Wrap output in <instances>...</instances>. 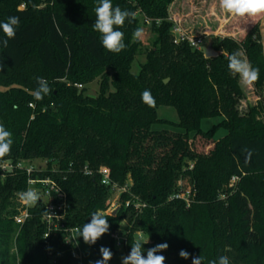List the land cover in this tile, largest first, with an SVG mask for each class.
<instances>
[{
  "label": "trees",
  "instance_id": "trees-1",
  "mask_svg": "<svg viewBox=\"0 0 264 264\" xmlns=\"http://www.w3.org/2000/svg\"><path fill=\"white\" fill-rule=\"evenodd\" d=\"M176 1L112 0L136 13L135 20L119 28L127 47L114 54L102 47L93 29L98 0H0V22L20 18L15 38L7 47L0 45V124L14 141L0 162H48L47 171L30 177L20 170L0 171V264H52L43 244L44 204L30 210L24 225L14 220L19 193L28 189L29 180L56 183L70 205L66 225L81 229L91 213L109 209L113 196L100 182L101 169L109 171L114 184L128 187L121 199L131 205L116 216L105 215L110 229L95 245L78 237L82 262L64 254L57 264H94L101 259V246L113 253L108 264H121L138 234L145 241L149 237L145 250L169 245L158 253L166 257L165 264H192L199 255L204 264L221 255L231 264H264L263 16L233 24V31L248 30L242 40L212 39L210 45L221 55L207 59L205 50L174 43L170 8ZM139 15L154 40L135 74L143 53L142 41L132 37L142 27ZM236 50L259 69L253 89L260 100L255 104L248 103L239 77L228 70L223 53ZM36 77L52 89L43 100L32 94ZM96 81L98 96L86 95V87ZM145 89L155 97L154 107L142 102ZM160 107L174 108L179 123L159 120ZM207 120L220 122L205 132ZM156 124L182 132L154 130ZM221 130L225 134L216 139ZM201 141L207 153L195 150ZM86 167L92 177L84 175ZM234 177L239 181L231 185ZM185 179L195 194L189 204L177 198ZM137 204L146 208L139 210ZM117 230L128 234L126 252H118L111 239ZM182 249L188 259L179 256Z\"/></svg>",
  "mask_w": 264,
  "mask_h": 264
},
{
  "label": "clouds",
  "instance_id": "clouds-1",
  "mask_svg": "<svg viewBox=\"0 0 264 264\" xmlns=\"http://www.w3.org/2000/svg\"><path fill=\"white\" fill-rule=\"evenodd\" d=\"M220 9L231 16L237 18H254L264 16V0H219ZM136 13L127 9H122L119 5L114 6L112 0H98L95 7L94 31L100 34L102 47L110 53L119 54L127 45L125 43L124 33L119 30L123 27L125 21H133ZM20 18L18 16H9L6 21L0 22V30L3 31L7 39L0 41V45L7 47L8 40L14 39L16 29L19 27ZM180 31V29H178ZM145 36L144 29L137 27L133 34V40L142 41ZM227 55L228 70L231 74L238 76L243 86L251 87L259 79V69L253 67L244 53L236 50ZM38 87L33 91L35 100H43L46 95L52 92L48 82L43 77H36ZM141 100L149 107L155 106V97L149 89L141 93ZM13 134L7 130L3 124H0V159L11 153L13 145ZM19 200L28 207L35 206L41 200V194L34 188H28L19 193ZM90 222L85 223L81 229H78V237H82L83 242L89 246L95 245L97 241L109 232L110 225L105 217L103 210H97L91 213ZM149 242V237L145 241L143 237L136 239L131 243L129 254L121 257V264H165L166 257L158 253L167 250V243H159L154 247L145 250L144 245ZM147 252L146 256L144 255ZM101 259L96 260L94 264H108L113 258L110 248L101 246L99 249ZM179 256L182 259H188L190 254L186 250H180ZM192 264H204L202 255L193 256ZM208 264H231L228 256L221 255L218 259L208 261Z\"/></svg>",
  "mask_w": 264,
  "mask_h": 264
},
{
  "label": "built area",
  "instance_id": "built-area-1",
  "mask_svg": "<svg viewBox=\"0 0 264 264\" xmlns=\"http://www.w3.org/2000/svg\"><path fill=\"white\" fill-rule=\"evenodd\" d=\"M178 29H180V31H178ZM172 35L176 45L187 43L194 50H206V48L204 49L205 40L203 38L191 37L178 24H175L172 30ZM76 87L81 88L79 85H76ZM30 107L33 108V105H30ZM24 164L25 162L18 163L17 165H14V163L11 161L0 162V171H2L4 174H10L15 170H20L26 172V174L30 177L34 171L24 168ZM97 173L100 177L101 184L104 187L111 189L113 196L109 209L104 215L113 216V214L115 212L118 213L122 207H130L131 201L124 204L121 199L122 195L129 192L128 187H119L114 184L110 177L109 171L106 169H101ZM84 175L87 177H92L94 172L86 167L84 169ZM238 181L239 178L234 177L231 180V185L237 184ZM28 186H34L38 189L41 194V200L38 203H43L46 209V214L42 219L46 226V232L43 236V244L51 263L57 264L58 257L64 254H69L74 260L82 262L83 255L77 236L78 229L70 228L66 225L67 216L70 210L67 195L61 190L59 186H57L56 183L51 180H29ZM182 195L184 194L177 196V198L185 200ZM185 201L188 204L190 203V200ZM36 205L33 207H28L20 201V208L14 219L15 222L18 225H24L31 217L30 210L36 207ZM136 207L139 210L146 208L145 205L140 204H137ZM140 237L143 236L138 234V239ZM111 239L113 240L115 248L118 252H126L128 244V234L126 232L123 230H117L112 234Z\"/></svg>",
  "mask_w": 264,
  "mask_h": 264
},
{
  "label": "rangeland",
  "instance_id": "rangeland-1",
  "mask_svg": "<svg viewBox=\"0 0 264 264\" xmlns=\"http://www.w3.org/2000/svg\"><path fill=\"white\" fill-rule=\"evenodd\" d=\"M170 16L176 24L182 27L191 37H201L205 40V46H210L212 39L214 38H225L232 36L231 38L236 40H242L246 28L242 27L238 30H231L233 24H236L243 18H237L229 14L224 13L219 7V0H177L174 5L170 8ZM140 24L144 29L145 36L142 40V55L137 57V60L134 64L133 72L138 74L142 64L146 62V53L152 48L154 34L150 32L149 28L144 25V18L138 16ZM246 34V33H245ZM247 98L251 97V89L244 86ZM83 87L79 88L82 90ZM86 95L90 97H97L99 94V81L92 83L86 87ZM249 104H252L251 101H248ZM159 120L169 122L170 124H178L179 117L174 108L171 107H160L158 112ZM220 120H207L202 124L203 131H209L215 125H217ZM154 130H168L175 132H182L176 127L169 124H156L153 127ZM224 131H219L216 135V139H219L224 135ZM209 147L204 144V141L196 142L195 150L198 153H207ZM193 163H189V166L192 167ZM24 168L31 169L36 172H45L48 169V162L45 160H35L32 162H25L23 165ZM180 193L185 200H192L195 197V194L191 192V186L188 180H181L180 182ZM29 188L38 189L34 186ZM193 194V195H192ZM17 208H20V200L17 199ZM22 206V205H21Z\"/></svg>",
  "mask_w": 264,
  "mask_h": 264
},
{
  "label": "crops",
  "instance_id": "crops-1",
  "mask_svg": "<svg viewBox=\"0 0 264 264\" xmlns=\"http://www.w3.org/2000/svg\"><path fill=\"white\" fill-rule=\"evenodd\" d=\"M260 29H261V35H262V39H263V47H264V16L261 19L260 22ZM247 29L245 30V33H247ZM244 33V35H245ZM232 37V36H229ZM208 47V45H206V48ZM249 89H251V97L248 98V101H251L253 104L257 103L260 98L257 96V94L254 92L253 86L249 87Z\"/></svg>",
  "mask_w": 264,
  "mask_h": 264
},
{
  "label": "water",
  "instance_id": "water-1",
  "mask_svg": "<svg viewBox=\"0 0 264 264\" xmlns=\"http://www.w3.org/2000/svg\"><path fill=\"white\" fill-rule=\"evenodd\" d=\"M220 55L221 54L219 52L215 51L211 45L208 46L205 50V58H207V59H213V58L219 57ZM166 82H168V81H166ZM116 214H117V212H115L113 214V216H115Z\"/></svg>",
  "mask_w": 264,
  "mask_h": 264
}]
</instances>
